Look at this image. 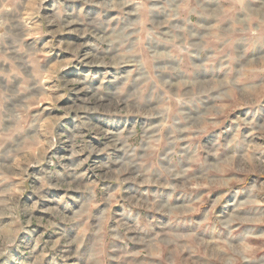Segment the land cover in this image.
<instances>
[{
	"label": "rangeland",
	"instance_id": "1",
	"mask_svg": "<svg viewBox=\"0 0 264 264\" xmlns=\"http://www.w3.org/2000/svg\"><path fill=\"white\" fill-rule=\"evenodd\" d=\"M3 63L0 264H264V0H0Z\"/></svg>",
	"mask_w": 264,
	"mask_h": 264
},
{
	"label": "crops",
	"instance_id": "2",
	"mask_svg": "<svg viewBox=\"0 0 264 264\" xmlns=\"http://www.w3.org/2000/svg\"><path fill=\"white\" fill-rule=\"evenodd\" d=\"M33 28L34 27L32 25H28L26 28V31H25V35L28 33L30 35L33 33L36 34L37 31H35ZM36 65L39 66L40 68H43V64H41L40 62ZM4 67H6V69L4 70V75L0 76V80L6 79L7 83H9L8 82L9 79L11 81H15L16 77L13 74L14 73L13 66L10 64H4V63L2 65L0 64L1 70H3ZM53 67L55 68V65ZM35 69L36 68H34V66H33L31 68L29 75H25L27 77V81H28L27 84L28 85L31 84V82H30L31 78L30 77H31V74H32V76H34ZM23 70H25V69H23ZM39 78H40V76H39ZM19 84H20L19 85V93L21 94V96L19 95L18 98H12V96H10L9 89L13 88V86H10V85H12L11 83L5 84V86L3 85L4 87H2L0 85V150H1V152H3L5 150V148L8 149L9 147L12 148L14 146V143L16 141V135L18 133H20V131H21L20 129H22V127H23L22 125L20 126V124H21V122H24L27 119V115L25 118V116L22 117L23 116L22 113L16 114L14 112V111H16V107L18 108V105H16L15 101L16 102H17V100L20 101V99L23 97L26 100L27 96L29 95L28 90H25L24 88H22V86H24L23 79H20ZM39 85L41 88H43L41 82H39ZM38 96H40V94ZM38 98H40V97H38ZM23 106L19 105V108H23ZM29 108H30V105H29V107L27 106L25 108V111L29 110ZM31 113H34V112H30V115H31ZM21 135H23V134H21ZM19 137H21V136H19Z\"/></svg>",
	"mask_w": 264,
	"mask_h": 264
},
{
	"label": "clouds",
	"instance_id": "3",
	"mask_svg": "<svg viewBox=\"0 0 264 264\" xmlns=\"http://www.w3.org/2000/svg\"><path fill=\"white\" fill-rule=\"evenodd\" d=\"M72 83H75V82H72ZM88 110V109H86ZM103 109L101 108H94V109H91V111H101ZM80 139L82 140V137H80ZM113 145H108L107 147H112ZM107 147L106 148H102V149H88L89 151H100V152H103V151H106L107 150ZM80 150L81 151H84L85 148L83 146L80 147ZM72 155L73 156H76V155H79V152H77L74 148L73 152H72ZM87 161H81V163H86ZM76 167H79V165H76ZM46 181H43L42 180V185L43 186V183H45ZM53 187H63V188H74V187H77V185L73 184V183H65V184H60V183H57V184H54L52 185ZM87 190L92 192V198L95 199V192L92 191V188L93 186H86ZM77 190H80L78 187H77ZM34 191L37 192V194H40V189L37 188V189H34ZM128 205H131L133 208H136V207H152L151 204H148L144 201H139V200H136L135 198H129L126 202ZM88 213V207L85 206L81 212L82 215H87ZM106 219L107 217L105 216L102 221H101V226L100 228L98 229V235L101 234L103 232V224L106 222ZM118 225L119 227H121L122 229H124L125 231V234L128 232V231H133L132 228L128 227L127 225H122L120 224V222H118ZM137 227H139V225H137ZM145 227H147V225H145ZM123 237L121 236H113L112 239H122ZM95 254V253H94ZM91 259V257H90ZM114 259H122V257H114Z\"/></svg>",
	"mask_w": 264,
	"mask_h": 264
}]
</instances>
